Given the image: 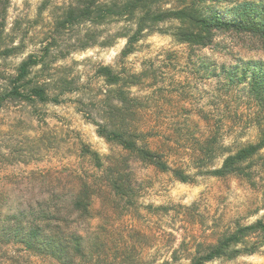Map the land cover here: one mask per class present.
Segmentation results:
<instances>
[{"label": "rangeland", "instance_id": "374dc122", "mask_svg": "<svg viewBox=\"0 0 264 264\" xmlns=\"http://www.w3.org/2000/svg\"><path fill=\"white\" fill-rule=\"evenodd\" d=\"M76 1L0 0V94L11 89L18 64L33 54L42 60L28 79L45 84L56 99L10 97L0 106V195L11 211L13 195L22 200L32 190L55 189L58 200L65 202L82 183L89 185L94 218L71 217L69 226L83 236L91 257L104 254L98 255L100 261L72 256L57 260L0 233V264H190L185 253L195 243L216 239L236 221L264 222V148L253 160L249 178L194 175L183 182L125 155L98 134L96 125L110 119L109 103H117L107 100L112 86L97 73L98 67L136 73L129 91L137 111L123 120L153 127L152 147L166 151L170 163L184 166L191 175L197 170L190 155L207 138L217 155L212 165H219L226 153L256 142L264 126V100L227 76L229 70L242 73L246 61L264 70L259 41L249 34L222 32L206 48L192 46L172 35L178 23L166 19L145 30L134 50L121 56L125 37L108 46L99 43L122 28L135 29L136 21L74 23L68 10ZM165 1L162 6L169 8L188 0ZM214 1L227 11L252 0ZM84 43L90 46L80 48ZM85 148L104 163L125 159L121 167L132 179L129 204L102 187L100 169ZM205 264H264V244L251 254Z\"/></svg>", "mask_w": 264, "mask_h": 264}, {"label": "trees", "instance_id": "16d2710c", "mask_svg": "<svg viewBox=\"0 0 264 264\" xmlns=\"http://www.w3.org/2000/svg\"><path fill=\"white\" fill-rule=\"evenodd\" d=\"M207 1L188 0L177 7L166 8L162 6L165 0H77L68 10V14L73 17L74 23L89 22L91 25L135 20V29L122 28L115 35H111L108 41L99 43L100 46H108L114 38L125 37L126 43L121 50V56H126L134 50L135 42L145 30L150 31L156 23L166 19L178 23L172 35L178 41L192 46L206 48L212 44L216 33L234 32L251 35L259 41L260 47L264 48V0L244 1L227 11L219 9L214 0ZM89 46L84 43L80 48ZM45 51L47 52L48 48ZM41 58L42 55L29 54L18 64L11 80V89L0 94V106L10 97L27 102H45L52 99L45 84L32 83L28 79L31 68L38 65ZM209 66L210 64H206V69ZM222 68L224 69L223 65ZM228 72L231 75L226 74L233 83L235 81L247 84L248 91L256 99L264 100V70L261 65L252 66L250 61H246L242 65V73L238 74L237 69ZM97 73L112 86L107 91V100L117 102L109 103L107 115L110 119L96 123L97 132L108 142L120 146L126 152L125 155H130L140 163L159 171L170 172L183 182L192 180L194 175L251 177L253 160L260 156V150L264 148V126L260 127L256 142L243 144L226 153L217 166L212 165L217 155L212 153V141L206 137V144L193 150L190 155L197 170L191 175L184 166L170 163L166 151L152 147L153 127L145 123L131 124L123 120L126 115L133 116L137 111L138 105L136 99L130 96L129 87L135 83L138 74H123L109 65L98 67ZM115 116L121 119L113 121ZM84 150L95 161L98 170L100 169L99 175L104 180L102 187L118 200L129 204L132 179L131 174L121 167L125 159L112 158L104 163L98 153L86 148ZM57 192L55 189L32 190L29 197L22 200L13 195L15 205L11 211L6 202L2 201L3 195H0L1 236H12L31 252L48 253L57 260L72 256L75 260L88 257L100 261L98 255L103 256L104 253L98 252L91 257L83 245V236L69 226L68 220L71 217L85 221L94 218L91 206L94 191H91L89 185L82 183L65 202L58 200ZM62 221H67L66 225H62L63 228L59 225ZM51 224L54 225L50 226ZM263 244L264 222L261 219L251 223L236 221L216 239L195 243L193 249L185 255L190 264H205L219 258L233 259L242 254H251Z\"/></svg>", "mask_w": 264, "mask_h": 264}]
</instances>
